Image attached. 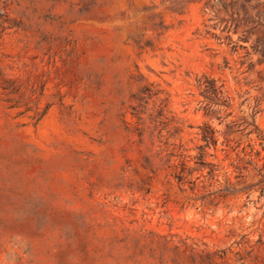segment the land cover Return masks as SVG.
Returning a JSON list of instances; mask_svg holds the SVG:
<instances>
[{
	"label": "rangeland",
	"instance_id": "1",
	"mask_svg": "<svg viewBox=\"0 0 264 264\" xmlns=\"http://www.w3.org/2000/svg\"><path fill=\"white\" fill-rule=\"evenodd\" d=\"M0 264H264V0H0Z\"/></svg>",
	"mask_w": 264,
	"mask_h": 264
},
{
	"label": "trees",
	"instance_id": "2",
	"mask_svg": "<svg viewBox=\"0 0 264 264\" xmlns=\"http://www.w3.org/2000/svg\"><path fill=\"white\" fill-rule=\"evenodd\" d=\"M198 89L200 90L201 95L204 96L203 104L204 109L207 111H215L212 106L219 105V106H229L231 98L227 95L224 84L219 85L217 79L214 77L203 74L198 78L197 82ZM256 113L252 115V119L249 117H244L243 122L246 123L247 127H252L249 131V134L256 132L260 139H263L261 133L259 132V128L256 122ZM236 125L235 122H232L229 126ZM201 138L204 142L201 146L200 152V159L206 156V151L212 145L214 147L217 146L219 138L217 136V130L209 123H205L201 126ZM180 180H182L181 175H177Z\"/></svg>",
	"mask_w": 264,
	"mask_h": 264
}]
</instances>
